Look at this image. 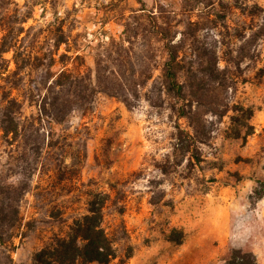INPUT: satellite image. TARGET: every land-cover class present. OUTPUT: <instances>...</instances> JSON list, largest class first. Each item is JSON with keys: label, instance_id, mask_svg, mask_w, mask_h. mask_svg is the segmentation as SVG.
<instances>
[{"label": "rangeland", "instance_id": "374dc122", "mask_svg": "<svg viewBox=\"0 0 264 264\" xmlns=\"http://www.w3.org/2000/svg\"><path fill=\"white\" fill-rule=\"evenodd\" d=\"M8 4L0 17V48L7 35L4 25L16 27L17 19L25 20L18 47L32 57L19 76L20 89L11 92L21 103L24 123L37 119L28 97L33 82L41 81L47 69L53 74L62 69L94 72L105 45L112 38L122 40L125 20L143 9L164 26L168 23L177 40L184 34L190 43L197 41L216 53L229 78L227 91L217 92V100L230 110L225 116L203 112L207 142L201 147L202 163L192 167L176 147V127L189 130V123L177 120L167 98L156 104L143 99L129 110L99 94L89 111L73 113L62 125L40 127V136L32 138L40 139L39 153L34 141H17L0 129V183L29 185L20 203L17 238L6 246L11 264H35V254L68 237L74 222L100 196L106 197L103 228L116 248L110 264H227L235 251L253 254L255 264H264V228L251 227L253 216L264 222V0ZM62 36L66 44L56 52ZM153 49L158 56L152 64L159 67L161 44ZM62 54L67 55L64 63ZM3 58L4 77H9L16 70L14 51ZM1 86L10 92L6 82ZM210 97L209 103L214 101ZM240 108L253 111L248 121L253 134L246 140ZM233 236L239 238L238 246Z\"/></svg>", "mask_w": 264, "mask_h": 264}, {"label": "trees", "instance_id": "16d2710c", "mask_svg": "<svg viewBox=\"0 0 264 264\" xmlns=\"http://www.w3.org/2000/svg\"><path fill=\"white\" fill-rule=\"evenodd\" d=\"M8 1L0 0V17L5 16ZM145 14V9L139 10L125 20L123 39L112 38L105 45L103 53L96 58L94 72L75 74L62 69L53 74L47 69L41 81L33 82L28 97L37 109V119L30 124L23 122L21 103L11 95L12 90L20 89L22 79L19 76L32 62V57L26 58L18 47L26 21L17 19L18 28L4 25L3 31L7 35L0 48V82H6L10 90L0 87L4 90L0 100V129L4 135H11L17 141L23 138L27 144L34 141V151L39 153L40 139L32 138L35 134L40 136V127L45 123L62 125L73 113L89 111L99 94L117 99L129 110H134L143 99L156 104L155 101L163 103L167 98L173 102L171 110L177 120H187L191 129L185 130L180 124L176 127L178 151L188 157L191 167L201 164V147L207 142L203 112L227 115L230 110L225 111V108L229 109V106L217 100V92L222 95L227 91L229 78L219 68L215 52L197 41L190 43L184 34L177 40V35L171 36L168 23L164 26L157 15ZM58 31L62 33V29ZM63 44H66L65 38L58 37L56 52ZM154 44H161L163 53L159 67L152 64L158 56ZM12 50L16 70L11 76L4 77L7 68L3 56ZM66 56L60 55L59 60L64 63ZM39 60L42 59H34ZM158 70L160 74L155 77ZM210 96L214 101L209 103L206 100ZM240 111L245 121L242 126L246 130L243 137L246 140L253 134V127L248 123L253 111L244 108ZM235 136L239 139L242 135L238 131ZM28 186L27 182L18 185L0 183V264H11L6 246L17 238L21 225L20 203ZM100 198L96 197L90 203L88 213L74 222L68 237L53 240L35 254V264H110L116 257V248L103 228L106 197ZM227 264H255V257L235 251Z\"/></svg>", "mask_w": 264, "mask_h": 264}, {"label": "clouds", "instance_id": "9594fccd", "mask_svg": "<svg viewBox=\"0 0 264 264\" xmlns=\"http://www.w3.org/2000/svg\"><path fill=\"white\" fill-rule=\"evenodd\" d=\"M251 227H253V228H264V222H257L253 216V218L251 220ZM232 239L234 242H237V246H238L239 238L236 236H233Z\"/></svg>", "mask_w": 264, "mask_h": 264}]
</instances>
